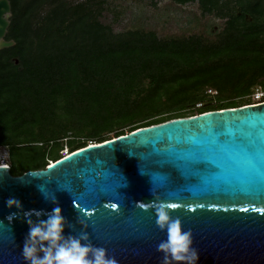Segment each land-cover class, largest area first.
<instances>
[{"label":"trees","instance_id":"1","mask_svg":"<svg viewBox=\"0 0 264 264\" xmlns=\"http://www.w3.org/2000/svg\"><path fill=\"white\" fill-rule=\"evenodd\" d=\"M8 1L4 39L15 44L0 50V146L14 176L61 158L63 145L70 153L111 135L242 106L236 99L264 79V0H172L197 2L203 15L224 20L212 41L116 33L90 0Z\"/></svg>","mask_w":264,"mask_h":264},{"label":"water","instance_id":"2","mask_svg":"<svg viewBox=\"0 0 264 264\" xmlns=\"http://www.w3.org/2000/svg\"><path fill=\"white\" fill-rule=\"evenodd\" d=\"M10 11L0 0V50L15 44L4 39ZM44 193L55 197L65 235L86 231L118 264H160L166 233L153 205L161 201L177 205L171 216L191 231L197 264H264V104L137 128L18 176L0 165V264H25L23 212L45 219L54 204ZM9 197L22 205L11 221Z\"/></svg>","mask_w":264,"mask_h":264},{"label":"clouds","instance_id":"3","mask_svg":"<svg viewBox=\"0 0 264 264\" xmlns=\"http://www.w3.org/2000/svg\"><path fill=\"white\" fill-rule=\"evenodd\" d=\"M41 191L44 192L43 186ZM54 207L45 219H39L41 211L27 210L23 212L28 225V233L23 241L20 255L25 264H118L114 256H110L102 246H96L89 240L86 231L79 235H65L66 219L56 204L55 197H49ZM170 203L158 202L153 205L155 224L159 230L166 233V238L156 245V251L162 254L160 264H197L199 255L194 248L192 233L183 230L181 220L171 216ZM7 208H16L6 219L18 215L22 205L15 197L5 200ZM141 207H144L141 205ZM32 216L37 217L35 221Z\"/></svg>","mask_w":264,"mask_h":264},{"label":"rangeland","instance_id":"4","mask_svg":"<svg viewBox=\"0 0 264 264\" xmlns=\"http://www.w3.org/2000/svg\"><path fill=\"white\" fill-rule=\"evenodd\" d=\"M75 5L85 0H65ZM99 11L98 18L109 25L116 33L127 30L152 31L159 38H179L191 35L205 40H214L222 30L224 20L210 15H203L197 2L179 5L172 0H90ZM245 98H237L244 101ZM211 102L215 107V101ZM112 138V135L110 136ZM69 148L63 145L60 155ZM9 165L8 151L0 148V160Z\"/></svg>","mask_w":264,"mask_h":264},{"label":"built area","instance_id":"5","mask_svg":"<svg viewBox=\"0 0 264 264\" xmlns=\"http://www.w3.org/2000/svg\"><path fill=\"white\" fill-rule=\"evenodd\" d=\"M206 94L211 96V97H214L217 92L214 90V89H207L206 90ZM243 98L244 99V105H261V104H264V79L259 82L258 84L254 85L250 92L244 96ZM202 107V103L201 102H198L195 104V109H200ZM1 149H4L5 147H1ZM66 155V153L64 154ZM0 165H6L8 166V164L6 163L5 159H1L0 160Z\"/></svg>","mask_w":264,"mask_h":264},{"label":"snow or ice","instance_id":"6","mask_svg":"<svg viewBox=\"0 0 264 264\" xmlns=\"http://www.w3.org/2000/svg\"><path fill=\"white\" fill-rule=\"evenodd\" d=\"M169 206H170L171 208H173V209L177 208V205L174 204V203L170 204ZM113 207H115V205H113Z\"/></svg>","mask_w":264,"mask_h":264}]
</instances>
